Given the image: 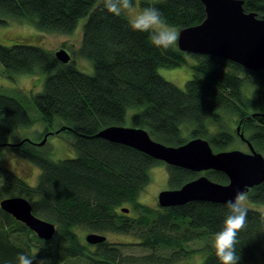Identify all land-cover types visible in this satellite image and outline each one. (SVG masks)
I'll list each match as a JSON object with an SVG mask.
<instances>
[{"label":"trees","instance_id":"1","mask_svg":"<svg viewBox=\"0 0 264 264\" xmlns=\"http://www.w3.org/2000/svg\"><path fill=\"white\" fill-rule=\"evenodd\" d=\"M100 3L0 0V24L9 19L26 20L45 30L68 33L87 16L79 52L94 65L93 74H88L74 61L61 62L55 51L39 45L20 39L11 45L0 43V62L7 72L45 74L43 89L31 98L45 123L40 138L52 133L57 120L60 127L67 125L74 132L77 151L75 157L52 160L31 140L12 142L13 149L34 161L40 173L31 184L19 173L0 166V197L25 194L35 214L56 224V233L51 239L40 238L0 207V264H17L19 253L36 252V259L44 260V264H61L80 255L88 264H148L150 256L125 255L118 244L107 240L92 249L81 241L78 229L99 233L138 231L142 246L170 248L176 260L184 257L183 251H195L186 248L189 241L203 240L222 228L225 203L191 200L165 207V214H160L139 201L150 181V166L160 160L97 135L106 125L122 124L132 108L138 109L131 113V125L146 128L159 142L178 145L203 136L217 150L235 142V134L240 139L237 132L229 131L226 120L228 115L236 116V120L240 116L242 130L256 150L264 152V115L249 117L253 111L264 112L262 69L252 70L222 56L188 53L177 44L168 50L155 48L149 43V33L131 30L125 13L114 16L102 10ZM152 5L178 31L206 16L201 0L140 1L141 9ZM244 8L264 15V0H244ZM187 55L196 61L189 65L191 78L181 89L157 69L186 65ZM246 87L252 95L246 94ZM25 100H29L25 93L16 96L0 92V135L32 124L34 118ZM167 169L171 187L195 177L194 171L180 166L168 164ZM205 174L214 181L229 179L220 170L210 169ZM247 193L252 201L264 204V181ZM123 205H131L135 214L121 210ZM249 209L248 226L240 233L237 245L238 264L259 257L264 260V232H256L260 209ZM202 249V264H219L208 241Z\"/></svg>","mask_w":264,"mask_h":264},{"label":"water","instance_id":"2","mask_svg":"<svg viewBox=\"0 0 264 264\" xmlns=\"http://www.w3.org/2000/svg\"><path fill=\"white\" fill-rule=\"evenodd\" d=\"M201 1L205 5L206 16L199 23L179 29L178 48L188 53L222 56L246 68L264 71V15L245 10L244 0ZM54 54L61 62H71V53L64 47L55 50ZM257 115H264V112L253 111L249 117ZM63 128L70 129L63 125L54 132ZM239 129L240 125L236 130L247 142V151L240 148L215 151L209 139L203 136L191 137L178 145L167 144L153 138L146 128L134 125H106L98 130L97 135L132 146L170 165L194 172L214 169L227 174V182L214 181L207 174H199L179 187L162 189L158 193V202L162 207H168L191 200L225 203L237 191L247 193L251 187L264 181V154L256 150L244 131ZM47 136L48 133L37 143L43 144ZM25 140L31 139L26 137L19 143ZM15 143L9 142L10 145ZM0 207L24 222L40 238L51 239L56 233V224L35 214L25 194L1 198ZM121 210L127 212L129 207L121 206ZM106 239L107 236L101 232L86 234V240L93 244Z\"/></svg>","mask_w":264,"mask_h":264},{"label":"rangeland","instance_id":"3","mask_svg":"<svg viewBox=\"0 0 264 264\" xmlns=\"http://www.w3.org/2000/svg\"><path fill=\"white\" fill-rule=\"evenodd\" d=\"M101 1V0H100ZM141 0H134V11H139ZM125 15L129 18L133 14L130 11H125ZM123 13V14H124ZM87 20V16H83L78 20V23L73 31L68 33H59L49 30L39 28L33 23L26 20L9 19L8 23L0 24V43L4 45H11L14 40H24L27 44L39 45L45 49L55 51L61 47L66 48L72 54V61H74L75 66L88 73L93 74L94 65L90 58L83 56L79 49L81 47L83 25ZM172 26V25H171ZM175 27V26H173ZM178 32V28L175 27ZM196 59L187 55L186 65H180L176 67H165L162 66L159 69L160 74L167 80L176 84L179 88L185 89L186 82L188 78H191V68L190 64L195 63ZM45 74L43 72L35 73H9L4 68L3 64L0 62V92L21 95L25 93L29 100H25L27 109L30 115L34 118L32 124L28 126H20L14 132L0 135V166L19 173L24 180L33 184L39 175V167L34 161H31L18 152H16L9 142H15L19 138L29 137L39 152L44 153L45 156L52 160L65 159L70 157H75L77 155L76 148L74 146L75 134L70 129H64L59 132H54L56 129L60 128L59 122L56 120L52 126L51 134L48 135L46 141L41 145L37 142L42 140L41 134L45 128V123L40 119V112L35 108L34 103L31 98L34 94L41 91L44 85ZM247 88V87H246ZM245 88L247 95H252L249 93V89ZM138 108H132L126 113V117L122 125H131V113L136 111ZM227 124L228 129L231 132L236 133L234 129L237 126L236 116L228 115ZM215 130V129H214ZM187 137H189V132L185 131ZM231 145L227 146L228 149L240 148L244 151L249 150L246 144H243L242 139L236 135V138ZM215 149V148H214ZM263 152V151H262ZM264 154V152H263ZM201 173H205L201 171ZM150 181L143 188L139 195V201L150 205L156 209H159L160 214H165L164 209L158 203V193L169 187L168 181V169L165 162L161 161L149 168ZM246 196V203L248 207L264 209V204L252 201L249 198L248 193H244ZM1 198V197H0ZM130 206L131 205H123ZM130 215H134V211H127ZM89 232L87 229H78V233L82 242L91 244L86 240V234ZM90 233V232H89ZM106 234L107 241L113 244H118L120 250L125 255L130 256H150L146 259L148 264H202V258L205 256L203 251V246L206 241L212 245L214 240V235L207 236L203 240H193L186 244V248L194 249V252L187 253L183 251V258L176 259L171 256L170 248H159L158 250L154 248H149L142 246L140 244L141 237L140 232H104ZM121 243V244H120ZM95 244H91L89 247L94 248ZM155 249V250H154ZM61 264H88V260L84 256H76L69 260L62 262ZM117 264V263H116ZM244 264H264V260L259 257L255 261H248Z\"/></svg>","mask_w":264,"mask_h":264},{"label":"clouds","instance_id":"4","mask_svg":"<svg viewBox=\"0 0 264 264\" xmlns=\"http://www.w3.org/2000/svg\"><path fill=\"white\" fill-rule=\"evenodd\" d=\"M102 10L121 16L125 11L133 14L128 20L132 31L149 33L151 46L168 50L175 46L179 34L175 27L169 25L160 9L154 5L146 6L139 11H134V0H101L99 5ZM227 209L222 228L215 233L212 247L219 264H238L240 257L237 255L239 236L248 226L249 207L246 203L244 192L237 191L233 198L225 201ZM258 212V228L256 232H264V209ZM37 253L17 255V264H44V260H37Z\"/></svg>","mask_w":264,"mask_h":264},{"label":"flooded vegetation","instance_id":"5","mask_svg":"<svg viewBox=\"0 0 264 264\" xmlns=\"http://www.w3.org/2000/svg\"><path fill=\"white\" fill-rule=\"evenodd\" d=\"M246 117L248 118V115H246ZM244 124V122H243V118L242 117H238L237 118V126H236V129H237V127H238V125H240V129L239 130H242V125ZM235 129V130H236ZM236 132H237V130H236ZM238 133V132H237ZM245 133V132H244ZM245 136L246 137H248L247 136V134L245 133ZM235 138H236V134H235ZM241 138V137H240ZM242 139V138H241ZM243 144H246L247 146H248V144H247V142L244 140V139H242V141H241ZM226 148H227V146H226ZM228 149V148H227ZM232 149V148H231ZM219 150H223V149H219ZM215 151H218L217 149H215ZM224 151V150H223ZM162 161V160H161ZM160 161V162H161ZM164 162V161H163ZM165 164H166V166L168 165L166 162H165ZM210 170V169H209ZM205 171H207V170H204V172ZM199 174H203V173H201V172H195V176H198ZM205 174V173H204ZM173 187V186H172ZM171 186H170V183H169V187L168 188H172ZM174 188V187H173ZM165 189V188H164ZM159 203V202H158ZM161 206V205H160ZM125 207H127V206H125ZM129 207V206H128ZM152 207V206H151ZM162 207V206H161ZM169 207V206H168ZM132 207H129V211H131L132 209H131ZM152 208H154V207H152ZM163 209H164V211H166V208L163 206L162 207ZM155 209V211L156 212H159L160 210L159 209H156V208H154ZM106 235V234H105ZM107 240V239H106ZM96 244L97 243H95V246H96ZM95 246H94V248H95ZM93 248V249H94Z\"/></svg>","mask_w":264,"mask_h":264},{"label":"bare ground","instance_id":"6","mask_svg":"<svg viewBox=\"0 0 264 264\" xmlns=\"http://www.w3.org/2000/svg\"><path fill=\"white\" fill-rule=\"evenodd\" d=\"M69 51V50H68ZM69 53H70V51H69ZM71 57H72V54H71ZM72 60V59H71ZM22 139H24V138H22ZM21 140H19V142H20ZM88 242V241H87ZM90 243V242H89ZM91 244H93V243H91ZM91 244H88V246H90Z\"/></svg>","mask_w":264,"mask_h":264}]
</instances>
